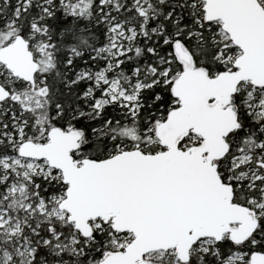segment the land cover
Returning <instances> with one entry per match:
<instances>
[{"label": "snow or ice", "instance_id": "1", "mask_svg": "<svg viewBox=\"0 0 264 264\" xmlns=\"http://www.w3.org/2000/svg\"><path fill=\"white\" fill-rule=\"evenodd\" d=\"M0 264H264V0H0Z\"/></svg>", "mask_w": 264, "mask_h": 264}]
</instances>
